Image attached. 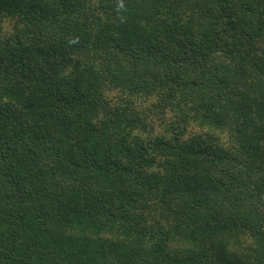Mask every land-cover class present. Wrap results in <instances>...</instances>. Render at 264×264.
<instances>
[{
  "label": "trees",
  "instance_id": "16d2710c",
  "mask_svg": "<svg viewBox=\"0 0 264 264\" xmlns=\"http://www.w3.org/2000/svg\"><path fill=\"white\" fill-rule=\"evenodd\" d=\"M0 264H264V0H0Z\"/></svg>",
  "mask_w": 264,
  "mask_h": 264
}]
</instances>
